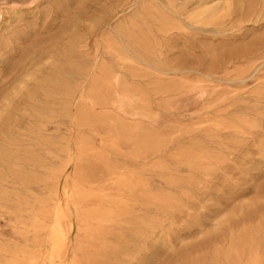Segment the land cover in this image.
<instances>
[{
    "label": "rangeland",
    "instance_id": "obj_1",
    "mask_svg": "<svg viewBox=\"0 0 264 264\" xmlns=\"http://www.w3.org/2000/svg\"><path fill=\"white\" fill-rule=\"evenodd\" d=\"M259 2L227 0L216 12L204 15L197 0H0V41L18 36L14 61L0 63V106L24 77L31 58L51 44L60 45L77 35L82 39L79 52L86 66L84 84L73 94L66 114L59 113L58 105L53 107L55 112L43 124L45 135L52 141L63 137L69 141L79 133L96 151L103 149L118 167L135 170L162 164L166 176L179 178L180 187L169 192L183 210H173L172 216L151 209L147 213L171 238L172 248L161 253L157 239L150 238L145 240L143 254L136 252L127 264H205L215 250L227 247L221 236L222 220L236 222L234 233L263 225L264 15L253 20L246 15ZM163 18L175 27L160 26ZM118 28L153 44L152 61L159 71L144 66H138L143 73L118 71L107 78L109 87L100 100L93 93L92 82L99 80L101 64L119 66L106 48L107 40L119 42ZM80 108L81 113L89 111L103 118L105 124L79 125ZM27 123L32 120H22L20 130ZM144 136L149 147L141 154L145 155L142 161L135 158L140 150L130 138L134 142ZM113 137L124 139L103 148L102 140ZM182 153L206 155L205 170L190 171ZM72 154L68 169L54 181L58 196L65 178L78 179L87 173V165L77 162V153ZM61 162L50 159L53 166ZM145 176L152 191L166 190L157 173ZM5 188L15 192L10 185ZM31 193L45 198L48 190L33 186ZM245 205L255 212L250 220L242 221L237 213ZM15 206L0 202V245L35 248L33 235L17 234L21 225L16 216L22 220L26 214L18 213ZM141 214L137 210L134 216ZM123 227L120 231L126 244L131 237H127L126 225ZM39 234L37 237L43 236ZM82 239L77 230L71 237L78 243ZM107 239L114 242L113 236ZM123 257L104 259L102 264H123ZM8 259L0 253V264Z\"/></svg>",
    "mask_w": 264,
    "mask_h": 264
},
{
    "label": "bare ground",
    "instance_id": "obj_2",
    "mask_svg": "<svg viewBox=\"0 0 264 264\" xmlns=\"http://www.w3.org/2000/svg\"><path fill=\"white\" fill-rule=\"evenodd\" d=\"M225 1L197 0L204 15L216 12ZM246 15L252 20L261 19L264 15V0H260ZM198 18L200 15L194 17L196 20ZM159 22L165 28L175 27L164 18ZM115 32L119 42L107 40L106 48L119 66L101 64L98 68L99 80L92 82L93 93L100 100H103V94L109 87L107 78L115 76L118 71L143 73L138 66L159 71L157 64L152 61V43L146 38H135L126 33L124 28H118ZM17 38L14 34L0 41V63L9 65L14 61L12 52ZM81 43L82 39L73 34L62 44H51L31 58L29 70H25L24 77L18 80L13 91L4 96L0 106V202L13 203L18 213L25 211L24 219L16 216L21 225L17 234L21 237L31 234L36 240L32 241L35 248L1 244L0 253L9 258L6 264H102L104 259L118 261L120 256H124L123 264H127L134 260L136 252L146 250L145 240L153 237L158 241L157 251L163 253L172 248L171 238L159 230V223L150 219L147 213L151 209L155 214L172 216L173 210H183L182 203L176 201V197L169 192L171 188L180 187L179 178L166 176L162 164L153 168L142 165L135 170L118 167L108 160L103 149L96 151L92 143L79 133L71 139L73 144L65 137L52 141L50 136L45 135L43 124L49 119L48 115L55 112L53 107L58 105L59 113L66 114L73 94L83 87L86 66L79 52ZM26 118L32 123H27L29 127L23 125V130H20L22 120ZM77 119L79 125L81 123L89 127L105 124L103 118L89 111L81 113V108ZM119 138L124 139L113 137L102 140L101 145L103 148L114 147ZM131 140L132 145L135 144L140 150L135 158L144 161L145 155L141 154L149 147L148 139L144 136L141 140ZM73 152L77 153L78 163L87 165V173L78 179L65 178L58 196L54 181L68 169ZM181 156L190 171L201 173V170H205L206 155L182 153ZM53 158L62 159L59 166L50 163ZM175 159L179 160L178 157ZM91 164L99 168L93 169ZM149 172L163 178L166 190H151L145 176ZM7 185L15 192L5 191ZM33 186H43L48 190L47 196H31ZM250 206L240 207L237 215L242 217V221L252 218L255 208ZM137 210L142 212V216H134ZM220 224L224 226L221 236L227 240V247L221 252L215 250L205 264H264V223L239 233H234L235 221L227 219ZM124 225L127 227V237H131V241L128 240L126 244L120 231ZM76 230L83 237L79 243L71 240ZM38 234L43 236L39 238ZM112 236L114 242L109 240V243L107 238Z\"/></svg>",
    "mask_w": 264,
    "mask_h": 264
}]
</instances>
